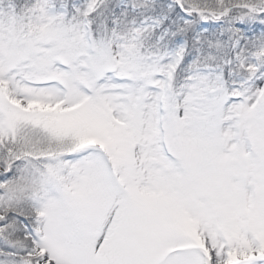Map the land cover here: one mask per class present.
<instances>
[{"label":"snow or ice","instance_id":"1","mask_svg":"<svg viewBox=\"0 0 264 264\" xmlns=\"http://www.w3.org/2000/svg\"><path fill=\"white\" fill-rule=\"evenodd\" d=\"M0 264H264V0H0Z\"/></svg>","mask_w":264,"mask_h":264}]
</instances>
